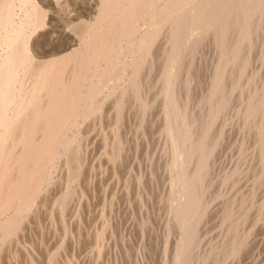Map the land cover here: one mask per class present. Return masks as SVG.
Here are the masks:
<instances>
[{"label": "bare ground", "instance_id": "1", "mask_svg": "<svg viewBox=\"0 0 264 264\" xmlns=\"http://www.w3.org/2000/svg\"><path fill=\"white\" fill-rule=\"evenodd\" d=\"M68 2V0H0V250L2 247L4 248L7 241L11 240L15 252L20 255L23 264H77L73 256H61L63 254L61 250H68L69 243L75 239L72 229L80 228L82 225L77 221V211L82 200H77L76 203L79 204L72 206L69 219L66 218L70 226L64 218L65 212L69 208H64V205H66L64 203H67L65 201L68 197L67 192L70 191L67 188L65 190L68 191L65 194L62 192L60 198L56 196V199L52 201V204L48 207L51 209L50 211H46V213L43 211V215L48 213V215H45V228L48 229L51 239L46 244H44L45 240L41 241L44 245L43 247H41L42 244L40 246L41 249L43 248L42 252L37 253L35 245L28 246L26 241L20 243V238L17 239V236L12 237L21 229H18L19 223L25 217L33 216L35 219L36 212H40L42 205L41 202L39 203L38 198L49 193L53 175L57 173L58 169L60 171L67 169V184L73 185V182H76L75 179L78 180L80 171L72 165V162L75 161L74 144L79 137L78 132L81 129V121L85 122L90 116L98 115L104 104L111 99L113 105L120 109V100H123L130 90H133L134 94H138L140 99L144 64L148 57L153 55L151 53L152 50L155 51L153 49L154 44L159 43L169 48L165 58L164 73L160 72L163 73L162 79L164 80L161 91L164 102H162L163 106L161 107H163L166 122L164 132L168 135L173 150L172 172L170 173L173 174L174 178L172 179L174 181L171 179L173 184L170 182V186H172L170 190L175 197L172 204H170V209L175 219L171 230L175 229L176 234L173 242H170L168 236L165 237L164 241L162 239V250L160 249L158 253L159 261H155V264H194V261L191 262L193 255L191 256L190 252L194 253L193 251L199 242L198 233L201 230L197 232L196 224L198 225V223H196V219L202 212L203 199L200 196L202 190L198 188L201 181L197 177L198 174H190L191 169H189V166L197 161L196 172L200 171L198 173L201 174L211 164V150L214 149L213 144H211L212 125L216 116H219V109L221 108L216 104L218 102L215 103L216 97L225 89L223 78L227 66H230L232 71L247 67L245 65L246 61H242L246 60L245 57L242 55L244 59H241L239 55L243 51V43L251 35L250 26L254 22L253 20L258 19V23L264 24V0H99L96 6L97 15L94 18L91 17L93 19H91V22L89 21L90 23L88 21L75 23L74 19L68 17V12L71 10L65 12ZM51 3H55L59 9L58 11L64 12L61 13L62 15H68L66 19L59 16L61 18L60 22H63L60 23V27L68 29L73 35V39L69 44L64 42L56 45L54 43L55 45H51L50 49L45 50V48H42L44 50H41L37 38L33 39V36L38 30L47 25V11L44 7H51ZM258 26L260 25L258 24ZM261 29L263 28L261 27ZM231 33H237L238 37H241L232 39L230 38ZM209 35H212L211 41L215 44V49L217 51L221 50L220 53L223 54L222 57H225V59L223 63L219 61L218 57L219 65L221 63L219 71L215 72L216 66L213 69L216 75L214 73L215 77L211 79L210 85L211 99L208 100V102L210 101L208 105L211 104V111H207L210 116L208 119L206 115L204 116L207 119H205L206 128H200V133L197 132L196 128L194 132L195 124L193 122L190 125L191 121L189 114H187L188 106L185 108L187 110L184 111L175 99L174 80L178 78L179 70H181L178 66L180 65L181 55L185 54L186 56L187 52L193 49L191 47L197 45L196 42L203 37L205 40ZM252 45L253 43H251ZM71 46L77 48L70 50ZM239 60L241 62L238 64ZM262 92V96L255 93L247 99L245 110L247 121L249 123L257 122V125L253 124L257 132V144L258 140L260 141L261 137H264V91ZM127 96L129 97V95ZM115 98L116 101L113 102ZM145 101L139 104L143 115H146L145 112L148 107ZM73 131H76L77 135ZM259 161L260 164H264L263 154ZM111 162L108 160V163ZM234 167V170L229 169L231 175L237 174V166ZM83 169H80V173L83 172ZM231 175L229 176L231 177ZM239 177L237 178L239 179ZM174 182L177 184H174ZM226 184L229 186L228 183ZM231 184V187H235L236 185L233 184L237 183L231 182ZM239 191L242 192V189ZM57 194L59 193L57 192L55 195ZM83 195L81 199H83ZM71 197L73 198V196ZM262 207L261 205L260 210L263 209ZM44 208L43 210L47 209ZM203 210L205 211V209ZM54 213L57 214V218L53 217ZM100 214V221L92 226L90 225V227L88 226L87 229L83 227V230L86 229L84 233L89 236L88 246L86 247L91 252L93 261H90L95 264H108L103 259V250L105 245L110 243L108 233L109 235L112 233L111 224L105 217V210ZM255 214L259 215L257 211ZM255 219L256 221L252 224L257 223L259 218ZM140 227L138 226V228ZM38 228L42 230V226ZM235 231L237 232V230ZM21 232L22 230H20ZM144 234H138L137 240L139 243H144ZM76 235L79 239L83 237L81 232ZM40 247H38V250ZM231 248L233 249V247ZM232 249L230 250L232 251ZM223 261L222 263H224Z\"/></svg>", "mask_w": 264, "mask_h": 264}, {"label": "rangeland", "instance_id": "2", "mask_svg": "<svg viewBox=\"0 0 264 264\" xmlns=\"http://www.w3.org/2000/svg\"><path fill=\"white\" fill-rule=\"evenodd\" d=\"M68 1L69 2L65 12L71 9L68 12L69 16L66 14L62 15L64 12L58 11L59 9L56 7L55 3H51L52 6L49 8L44 7V9H46L47 11V25L41 30H38V32L33 36V39L37 38V43L39 47L41 46V50H44L42 48H45V50L50 49L51 45L55 44L60 45L64 42L67 44L71 43L70 41L73 39V35L68 29L60 27V25L63 23L60 22V17H62V19H66V16H68L71 19H74L75 23H78V21H88V23H90L92 21L91 19H93L97 15L96 6L98 5L99 0ZM253 21L254 22H252V25L250 26L251 35L249 36L248 40L243 43V51L239 55L241 59H244L245 57L246 60L242 61H246L245 65H247V67L243 66L245 68H238L232 71L230 66H227L225 76L223 78V86L225 88L224 90L226 91L223 90L224 93L222 92L221 94H218V97H216L215 103L218 102L219 104H216L221 108L219 109L220 117L217 115L213 124L214 126L212 125L213 131L211 132V144H213L212 146L214 149H212L213 151L211 150V164L209 162L210 166L208 165L206 170L202 171L201 174L198 173L200 171L196 172L197 161H194L190 165L192 168L189 166V169H191V171H189L190 174H198L197 177L201 181V185L198 188L202 190V194L200 193V196L203 199L202 212L196 219V223H198V225L196 224L197 232L201 230L198 233L199 242L196 245V249L193 251L197 254L190 252V255H193L191 262L193 263L194 261V264H200V262L201 264H225V262L226 264L227 262H229L228 264L264 263V164H260L259 161L261 155L263 154L264 156V137H261L260 141L258 140L257 144V132L254 129V125H257V122L249 123L247 121V118L245 117L247 99L250 96H253L255 93H257L258 96H262V91H264V24L261 25V23H258V19H254ZM258 24L260 26H258ZM261 27L263 29H261ZM231 35L232 36H230V38L232 39L241 37L240 35V37H238L237 33H231ZM41 36L43 37L41 38ZM211 38L212 35L206 37L205 40L203 37V40L200 39L198 42H196L197 45L191 47L193 49H190L189 52H187L186 56L185 54L181 55L183 58L180 57L181 61L180 65H178L181 70H179L180 73L178 75V78L174 80V94L176 96L175 99L177 102H179L181 109H183L184 111L188 109L187 114H189V118L191 121L190 125H192V122L193 124H195L194 132L196 130L197 132H200L202 128H206L205 119L206 117L208 119V117L210 116V113L208 112L211 111V104L208 105V103L210 102H208V100L211 99V79H214L216 73L219 71L218 69L221 66V63L219 65V61H222L224 63L225 59V57H222L223 54L220 53L221 50L217 51V49H215V44L211 41ZM203 41L204 43H202ZM251 43H253L252 46ZM154 46L155 47L153 49L155 51L152 50L151 53L153 55H150L146 63L144 64L145 69L143 70L144 75L142 76L143 83L140 91V99L138 97V94L136 95L133 93V90H130L128 91L129 93H126L123 100H120V109L113 105L111 99L104 104L101 112H99L98 115L95 114L90 116L85 122L81 121V129L80 132H78L79 137L74 144L73 153L75 161L72 162V165L80 172V169L84 168L83 172H79L80 175L78 177V180L75 179L76 182L74 181L73 185H71L67 184L68 182L66 181L68 178L67 169L65 167L63 168H65L66 170L62 169L60 171L58 169L57 173H54L53 175V182L48 191L49 193H46L47 195L44 194L41 198H38L39 203L41 202L42 205V208L40 207V212H36L35 219L33 218V216H30L29 218L25 217L23 221L20 222L21 225L19 223L18 229H21H19L18 233H16V235L12 238H15L17 236V239L20 238V243L21 241H26V245L28 246L35 245L34 247L37 250V253L42 252L43 248L41 249V247H43L44 245L41 243V241L45 240L46 242H44V244H46L49 243L51 239V235L50 233H48V229L45 228V215H48V213L45 215L43 214L44 212L46 213V211L51 210L48 207L52 204V201L56 199V196L60 198V195H62L63 193L65 194L66 191L70 190L69 192H67L68 197L66 196L67 200H65L68 204L64 203L67 205H64V208L69 207L65 212L64 218L69 219V215L72 212V206L79 204L76 203L78 199L79 201L82 200L79 206V210L77 211L78 215H76L77 221L80 222L83 226L80 224V228L77 227L72 229L75 235V239L70 242L72 245L69 243V251L65 249L61 250V253H63L61 254V256H73V258L76 259L77 264H95L94 262H92L93 260L91 252L87 250L86 247L88 246L89 236L84 232H86V229L89 228L90 225L92 226L96 222L100 221V213L105 210V217L107 220H109L112 231L111 235H109L108 233V239L110 238V243L109 245H105V249L103 250V259L105 263L155 264L159 261L158 253L160 252V249L162 250V239L164 241L165 237L168 236V238L170 237V242H173L176 231L175 229H172L173 231L171 230L175 219L174 216H172L173 212L170 209V204H172L175 197L174 193H172L170 190V187H172L170 186V182H172V180L174 181V179H172L174 178V176L172 173H170L172 172L171 162L173 159V150L172 146L170 145L171 143L169 142L168 135L164 132L166 122L164 110L163 107H161L163 106L162 102H164V98L161 94L163 87L162 85H164V80L162 79V77L166 67L165 58L167 56L169 48L166 45H160L159 43L157 45L154 44ZM248 46H251V49ZM75 48L77 47L71 46L70 50ZM242 55L244 57H242ZM240 62L241 61L239 60L238 64ZM186 70H188L189 72H187ZM161 71L163 73H160ZM127 95H129V97ZM114 101H116V98L113 100V102ZM143 101H145L148 106L145 112L146 115H143L141 108H139V104H141ZM186 107L187 109H185ZM201 109H203L204 111H202ZM205 115L206 117H204ZM229 130L231 131L229 132ZM73 132L77 135L76 131ZM108 160L112 162L108 163ZM234 166H237L236 171L238 176H240L239 179L237 178V174L231 175L230 173L231 169H235ZM238 170L240 171V174L238 173ZM226 173L227 176L225 175ZM229 175H231V177ZM231 182L237 183L233 185L239 187H231ZM240 182L241 184H239ZM226 183H228L229 186L231 184V186L229 187ZM174 184L177 183L174 182ZM69 186L71 188H68ZM66 188L68 190H65ZM238 189H242V192ZM57 192L59 194L55 195ZM82 194H84L83 199H81ZM71 196H73V198ZM74 197L76 198V200ZM71 199H74L75 201L73 200L72 202ZM261 205L263 206L262 210H260ZM44 207L47 209H45ZM43 208L45 210H43ZM203 209H205V211ZM254 209H257L256 211L259 215L255 214L256 211ZM53 217L57 218V214H55ZM255 218H259L258 222L252 224V222L254 223L256 221ZM67 219L66 222L69 225ZM27 225L29 226V228ZM39 226H42L43 231L38 228ZM138 226L141 227L138 228ZM230 226L233 228H231ZM83 227H86V229L83 230ZM20 230H22L21 233ZM25 230H27L28 232H26ZM235 230H237V232ZM79 232H81V236H83L81 239H79L78 235H76ZM45 233L47 234L45 235ZM140 233H145L144 243H139L137 240L138 234ZM84 235L86 236V238ZM202 235H204L206 238ZM253 240L255 241V243ZM9 242L7 241V245L5 244L4 248L2 247L3 249L1 248L0 250V264H23L20 260V255L15 252L13 243L11 242V240H9ZM230 246L233 247V249ZM38 247H40L39 250ZM230 249H232V251ZM222 261L224 263H222Z\"/></svg>", "mask_w": 264, "mask_h": 264}]
</instances>
